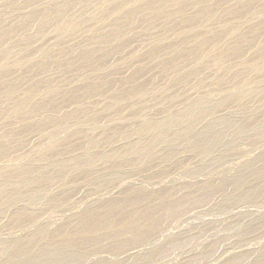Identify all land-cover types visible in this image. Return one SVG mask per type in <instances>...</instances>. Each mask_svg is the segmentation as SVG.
<instances>
[{
	"label": "rangeland",
	"instance_id": "1",
	"mask_svg": "<svg viewBox=\"0 0 264 264\" xmlns=\"http://www.w3.org/2000/svg\"><path fill=\"white\" fill-rule=\"evenodd\" d=\"M61 1L0 0V96L13 90L0 98V264H264V62L252 65L264 57V0ZM149 1L168 3L166 15L143 8ZM121 4L136 20L110 19ZM59 7L74 31L55 21ZM204 7L215 18L193 17ZM45 11L51 23L37 28L29 19ZM115 26L124 43L104 44ZM191 30L211 56L185 57L178 70L177 52L198 45ZM86 53L95 56L81 64ZM89 85L111 89L87 96ZM24 100L33 115L13 114ZM138 191L152 195L142 206L168 193L186 202L144 241L106 240L102 226L83 236L82 217ZM65 237L85 244L68 247Z\"/></svg>",
	"mask_w": 264,
	"mask_h": 264
},
{
	"label": "bare ground",
	"instance_id": "2",
	"mask_svg": "<svg viewBox=\"0 0 264 264\" xmlns=\"http://www.w3.org/2000/svg\"><path fill=\"white\" fill-rule=\"evenodd\" d=\"M203 1H206V0H203ZM61 2H63V0ZM243 2H244V0L242 1V3ZM244 3H247V2H244ZM167 6H169L168 3L167 4H164V3L159 4V3H154L152 1H149V2L145 3V6H143V8L152 9V12H153L152 15L154 17H161V16L163 17V15H166L164 10L167 8ZM61 8L59 7L58 9H56V12H58L59 15H62V18L59 19V15H58V17L55 18L56 19L55 21H59L60 23H62L63 26L66 27L65 28L66 31H71V32L74 31V29H76V27L73 28L70 25V21L68 19L64 18ZM125 9H126V6L124 4L115 6L112 9L110 8L109 9L110 19H111V16L114 19V21L116 19L122 17ZM136 12L137 11H128V12H126V14L123 17L126 18V21L128 23L133 22L134 20H136V15H137ZM152 15H151V17H152ZM202 16H203V18L206 17V19L211 20V19L215 18V12L210 10L209 8L204 7L193 17L200 19V17H202ZM51 17H52V13L45 11L43 13V15L31 16L29 20H30V22L35 23L37 26L40 25V27H37V28H43V27H45L51 23L49 21L52 19ZM115 22H118V21L116 20ZM29 24L30 23L28 22V25ZM117 24L118 23H116V25ZM26 25L27 24H25L24 27H26ZM252 30L250 31L251 36H250V34L249 35L248 34H240L238 36V38L234 44V47L232 46V48L235 51V54H237V55L241 54V52L243 50V45H245L246 42H249L250 40H252L253 38L256 37V31L253 33ZM192 32L195 34L193 36H196V35L198 36L197 48L194 49L193 52H191L193 55L189 54L188 51H187V53L177 52L179 56H177L176 59H174V61H172L173 63L172 62L171 63H172V65H174V67H177L178 70L182 69L181 67H182V63H183V58H185V57L189 58L193 62H198L200 64L201 62H204L205 59H208L211 56L212 51L208 52L206 49L208 47V45H210L209 41H206L203 38L199 37V33L196 30H193ZM215 36H216V34L213 36V38ZM111 38H113V40L116 42L117 45H120V44L124 43L125 34H124V36L121 35L120 30L118 29V26H115L112 31L110 30L108 34H105V36H102V41L105 44L106 42L111 40ZM153 50L154 49H152L148 53L151 58H154L157 55V52H156L157 50H154V51ZM173 50H174V47H172L170 49V52H172ZM9 54H10V49H6L5 52L3 53L5 58ZM92 55H94V54L86 53L85 55H83L80 58L81 59L80 63L83 64V61L88 62L90 59L92 60L93 59ZM107 55L108 54H106V55L104 54L105 57L104 58L102 57V59H100V60H105V58L108 57ZM221 56H223V55H221ZM262 62H264V57H261L257 61H255L252 64L253 68H256L259 70V67H260L259 64ZM190 75H194V73H192ZM190 75H188V76H190ZM188 76H182L180 78L181 80H178V81L182 82V80L183 79L185 80ZM3 84H5V82ZM33 86L30 87V88L33 87L32 91H37L40 89V86H35V85H33ZM108 87H109V85L108 86L104 85L101 87H95V85H89L86 87V89H84L85 92H83V91L82 92L85 93V95H87V96H90L96 92H100L101 94H107L108 91L111 89V88L107 89ZM12 92H13L12 88L5 85L4 93L0 96V98H10L13 94ZM144 92L145 91H143V93ZM19 107H20V110H22V112L26 113V115H30V114L33 115V112L35 111V109L31 108L30 105L28 106L27 101L24 100V101L20 102L18 104V106L14 109L13 114H16L20 111ZM22 107H25V109H21ZM187 115L190 117V119H194L196 116H198L197 108H193L192 110H190ZM158 126L159 125H157V124H155L153 126L147 124L144 126L143 130L146 129V130H144L146 132L151 131V129H153V128L155 130H157V129H159ZM164 131L165 130H162L159 134L153 136V139H155V141H158V140H160L159 138H163L164 133H165ZM3 149H4L3 146L0 145V153L3 152ZM106 157L109 158V156H106ZM88 160L91 161L92 157H89ZM24 172L25 171H22V173L20 175L21 180H24L29 175V174H25ZM24 181H29V179H25ZM37 182H38V180H37ZM208 186L209 185L204 186L202 189V192H203V190L205 192L206 189L208 188ZM221 186H222V184H221ZM3 191L4 190L0 189V203L2 202V199H6L5 197H3L5 195ZM145 193L138 191L135 193L136 196L130 197V198H128V200L111 203L110 204L111 208L108 209V211H107L108 213L102 214V213H99L97 211L89 213L88 215H86L85 217H82L79 220L77 227L84 233L83 236H85V234L91 235L95 230H97L98 226H102L104 228V230H103L104 237L106 240H109V241H116L118 239L120 241L122 239H125L129 243H136L138 241L147 240L152 233H154L158 229L162 228L163 225H165L167 222L170 223V221L173 220L172 217L175 216L174 214L176 213L174 211L175 207H173V205H175V203H179V202L185 203L186 200L185 201L184 200L168 201V199L174 197L173 194L168 193L169 196L166 195V196L159 197L157 199L159 201H157L155 204L154 203H146L145 205L142 206L141 205L142 202L144 203V201H146L147 199L149 201V197H152L151 194H148V193L145 194ZM142 196H143V198H141ZM114 208H115V210L121 209L120 212L125 213V216L127 219H125V221L120 220V221L116 222L115 219L113 218L112 211H111ZM82 238L83 237L71 239V238L65 237L63 240L65 241L64 244L66 246H68V247L71 246L73 248H79L80 246H83L85 244L84 239H82ZM64 247L65 246L62 245V246L55 247L56 249L55 248H46L45 252L44 251L43 252H44V255H47V256L49 255L50 252L52 253L53 251H54V253H56L58 255L61 253L62 250H64ZM169 249H171V247L168 246L165 250L169 251ZM238 263H239V261L237 262V264Z\"/></svg>",
	"mask_w": 264,
	"mask_h": 264
}]
</instances>
